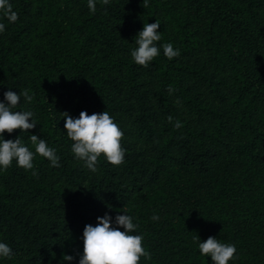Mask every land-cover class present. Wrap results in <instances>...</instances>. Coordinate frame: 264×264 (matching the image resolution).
Listing matches in <instances>:
<instances>
[{
	"label": "trees",
	"instance_id": "obj_1",
	"mask_svg": "<svg viewBox=\"0 0 264 264\" xmlns=\"http://www.w3.org/2000/svg\"><path fill=\"white\" fill-rule=\"evenodd\" d=\"M11 3L0 99L29 89L32 102L17 107L37 124L4 136L34 150V133L60 164L37 154L33 169L0 171V240L14 253L0 264H76L64 253L77 256L84 225L106 211L139 225L149 252L139 264H213L196 235L234 243L229 264H264V0H97L95 13L87 0ZM155 19L156 43L181 54L161 48L141 66L130 49ZM81 110L114 118L123 163L101 155L92 172L74 157L62 112Z\"/></svg>",
	"mask_w": 264,
	"mask_h": 264
},
{
	"label": "clouds",
	"instance_id": "obj_2",
	"mask_svg": "<svg viewBox=\"0 0 264 264\" xmlns=\"http://www.w3.org/2000/svg\"><path fill=\"white\" fill-rule=\"evenodd\" d=\"M102 3L108 5L110 0H102ZM87 6L90 12L95 13L97 0H87ZM0 18V33L6 29L3 20L14 23L19 18L11 0H0ZM159 26L160 22L156 19L150 23L143 22L142 28L135 34V47L130 49V55L136 64L147 67L160 55L161 48L168 59L181 54L180 49L175 48L170 41L160 45L156 43L161 40ZM172 91L174 89L170 86L169 92ZM21 97L28 103L33 100V94L27 88L19 92L9 88L4 91L3 99H0V171L7 169L13 161L18 167L33 169L37 154L47 158L52 166L59 167L60 156L40 136L34 133L30 136L34 150L18 135L15 139H5V131L12 133L14 129H20L28 132L36 127L33 111L17 107ZM62 113L64 132L72 141L71 152L77 160L83 161L87 169L97 171L101 155L111 164L123 163V131L107 111L88 114L86 110H81L78 116L70 115L67 111ZM179 126L177 122L176 127ZM151 219L158 220L159 216L153 214ZM138 227L127 211H117L115 215L106 211L96 217L95 224L84 225L79 237L82 248L77 252L78 259L70 253H64V261L76 260V264H139L141 256L148 257L149 252L142 246L143 235L135 231ZM194 240L200 255L210 257L213 264H229L237 252L234 243L222 242L214 235L203 240L196 235ZM13 254L11 246L0 240V258H11Z\"/></svg>",
	"mask_w": 264,
	"mask_h": 264
}]
</instances>
